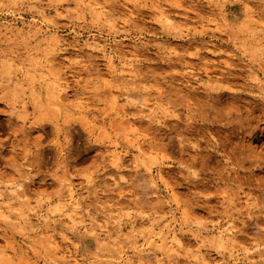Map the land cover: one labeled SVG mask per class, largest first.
<instances>
[{
	"label": "rangeland",
	"instance_id": "1",
	"mask_svg": "<svg viewBox=\"0 0 264 264\" xmlns=\"http://www.w3.org/2000/svg\"><path fill=\"white\" fill-rule=\"evenodd\" d=\"M62 256L264 264V0H0V264Z\"/></svg>",
	"mask_w": 264,
	"mask_h": 264
},
{
	"label": "bare ground",
	"instance_id": "2",
	"mask_svg": "<svg viewBox=\"0 0 264 264\" xmlns=\"http://www.w3.org/2000/svg\"><path fill=\"white\" fill-rule=\"evenodd\" d=\"M161 11V10H160ZM168 21V20H167ZM81 59V58H80ZM84 61V60H83ZM77 65H81L83 62H81V61H77V62H75ZM85 64H86V62H84ZM83 63V64H84ZM82 64V65H83ZM86 66V65H85ZM83 68V67H82ZM85 68V67H84ZM218 95H220V94H218ZM204 121H206V120H204ZM232 127V126H231ZM230 129H233V128H230ZM114 181H116V180H114ZM68 185V184H67ZM66 185V186H67ZM65 186V187H66ZM19 189H21V188H19ZM71 190V189H70ZM20 192V191H19ZM18 193V192H17ZM21 193V192H20ZM19 193V195H17L16 197H19L21 194ZM16 194V193H15ZM14 194V195H15ZM71 199V198H70ZM70 204V203H69ZM74 205V208L77 210V208H78V206L74 203L73 204ZM105 212V211H104ZM107 212H109V211H107ZM69 218L70 219H72L73 217H72V215H70L69 216ZM106 218V224H111V216L109 215V216H107V217H105ZM28 223V222H27ZM102 229H103V231H108V228H107V226L106 225H104V226H102L101 227ZM155 234V233H154ZM228 234V232L226 233V235ZM229 235L231 236V235H233V231H229ZM157 236H159V235H157ZM111 237V236H110ZM158 238V237H157ZM180 239V238H179ZM176 236H174V238H173V244H175V245H177L179 248H181L183 245H182V241H181V239L179 240ZM112 241H113V243H115V244H117V245H119L122 241L119 239V238H113L112 239ZM169 244V243H168ZM170 245V244H169ZM136 251V250H135ZM137 252V251H136ZM139 252V251H138ZM59 253V252H58ZM60 262V264H69L68 263V261H66L65 260V258H64V256H62L61 257V260L59 261ZM172 262V261H171ZM76 264V263H75ZM163 264V263H162ZM235 264H237V263H235Z\"/></svg>",
	"mask_w": 264,
	"mask_h": 264
}]
</instances>
